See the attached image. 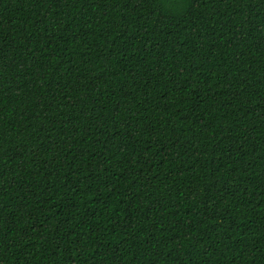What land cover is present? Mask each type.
Here are the masks:
<instances>
[{
  "label": "trees",
  "instance_id": "trees-1",
  "mask_svg": "<svg viewBox=\"0 0 264 264\" xmlns=\"http://www.w3.org/2000/svg\"><path fill=\"white\" fill-rule=\"evenodd\" d=\"M0 264H264V0H0Z\"/></svg>",
  "mask_w": 264,
  "mask_h": 264
}]
</instances>
